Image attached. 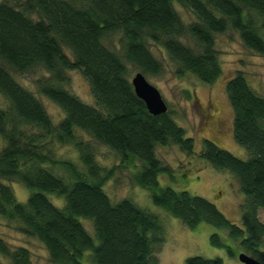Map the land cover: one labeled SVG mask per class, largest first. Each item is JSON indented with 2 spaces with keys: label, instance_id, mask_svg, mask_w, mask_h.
<instances>
[{
  "label": "trees",
  "instance_id": "16d2710c",
  "mask_svg": "<svg viewBox=\"0 0 264 264\" xmlns=\"http://www.w3.org/2000/svg\"><path fill=\"white\" fill-rule=\"evenodd\" d=\"M176 1L195 19L184 23ZM264 0H0V215L21 233L37 238L53 264H84L87 251L93 264H156L154 246L162 243L155 215L130 199L113 202L103 186L110 172L100 175L88 134L116 152L121 160L141 162L134 179L151 191L152 202L188 228L207 223L214 232L211 245L229 256L245 252L264 264V97L237 70L225 83L233 111V137L248 152L239 158L204 139L200 157L240 182L244 195L241 224L227 219L214 203L186 190L160 186L157 176L168 168L155 154L157 145L174 143L192 152V138L173 113L152 115L134 92L130 68L145 76L163 73V64L150 45L162 49L175 74H193L210 84L221 74L215 35L234 30L243 44L264 56ZM119 33L118 45L110 46ZM36 69L35 90L15 75ZM79 70L88 80L93 104L72 93L68 71ZM136 71V72H137ZM56 104L63 117L54 123L41 99ZM79 131V133H77ZM73 143L89 176L68 161L54 160L44 143ZM63 168L55 175L44 164ZM66 177L68 179H65ZM3 180L30 190L25 202L16 199ZM64 198L62 207L48 198ZM80 218L93 221L97 243ZM0 252L11 264H31L24 247L10 249L0 239ZM183 264H223L221 258L191 256Z\"/></svg>",
  "mask_w": 264,
  "mask_h": 264
},
{
  "label": "rangeland",
  "instance_id": "374dc122",
  "mask_svg": "<svg viewBox=\"0 0 264 264\" xmlns=\"http://www.w3.org/2000/svg\"><path fill=\"white\" fill-rule=\"evenodd\" d=\"M174 6L184 23L195 19L191 12L176 1ZM260 32L264 38V30L261 29ZM120 36L119 33L112 34L109 43L106 44L118 45ZM150 48L162 61L164 70L161 75L145 77L160 91L168 109L173 113L174 120L184 128L185 134L192 138V152L174 143L155 147L157 158L168 168V171L161 172L157 176L160 186H169L175 191L186 190L191 194L202 196L214 203L227 219L240 225L244 195L240 190L238 178L227 170L214 168L200 157V151L202 141L209 139L239 158L248 157L246 149L238 145L233 137V111L225 92V83L235 71L240 70L248 84L264 97V56L248 49L234 30L217 34L215 48L218 52L221 74L215 81L207 84L191 73L177 76L175 66L169 61L166 53L154 44H151ZM136 71L130 68L129 79ZM45 74L47 73L43 69H36L27 74H17L15 77L25 87L35 90V79ZM68 76L70 82L67 88L84 102L93 104L90 84L82 73L79 70H70ZM35 94L43 102L52 121L57 123L63 117L62 110L38 92ZM5 104L6 101L0 95V107H4ZM79 136L81 140L91 144L95 162L101 170L100 175H106L111 171L110 178L103 186L109 198L113 202L123 198L130 199L158 219L161 231L155 236L161 235L162 243L154 246L153 255L156 264H183L186 258L191 256L218 257L222 259L223 264H243L238 260L237 252L234 256H229L225 248L211 245L210 236L214 232L219 233L227 242L223 230L207 223L188 228L168 211L156 206L152 202L151 191L141 187L134 179V175L141 170L140 161L125 162L116 152L97 143L88 134L80 132ZM3 146L4 142L0 137V149ZM44 146L52 159L71 162L80 172L89 176L87 166L81 160L79 151L73 143L61 144L55 140H47ZM44 166L55 175L65 174L63 168L52 163H46ZM3 182L13 189L18 201H26L30 190L23 184L9 180ZM48 198L56 206L64 205L63 197L49 194ZM258 216L264 223V209L259 210ZM80 221L97 243L93 221L86 218H80ZM0 239L12 250L18 247L28 249L31 264H53L44 245L37 238L21 233L13 222L1 215ZM89 256L90 252L87 251L82 259L84 264H93ZM0 264H11L10 259L1 252Z\"/></svg>",
  "mask_w": 264,
  "mask_h": 264
},
{
  "label": "water",
  "instance_id": "95a60500",
  "mask_svg": "<svg viewBox=\"0 0 264 264\" xmlns=\"http://www.w3.org/2000/svg\"><path fill=\"white\" fill-rule=\"evenodd\" d=\"M130 83L135 94L143 100L150 114L159 115L167 111L168 106L160 91L146 79L142 72H135L130 79ZM237 257L243 264H262L255 257L242 251L237 254Z\"/></svg>",
  "mask_w": 264,
  "mask_h": 264
}]
</instances>
